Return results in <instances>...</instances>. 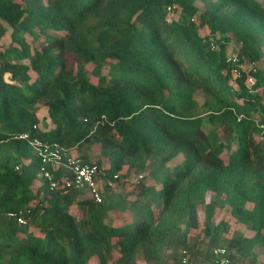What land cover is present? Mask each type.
I'll list each match as a JSON object with an SVG mask.
<instances>
[{
  "label": "trees",
  "instance_id": "trees-1",
  "mask_svg": "<svg viewBox=\"0 0 264 264\" xmlns=\"http://www.w3.org/2000/svg\"><path fill=\"white\" fill-rule=\"evenodd\" d=\"M262 85L264 0H0V264L202 263L216 247L257 264ZM40 105L53 126L34 131ZM23 133L64 163L99 146L81 159L103 172L101 202L49 190ZM129 173L146 176L133 195L118 191Z\"/></svg>",
  "mask_w": 264,
  "mask_h": 264
},
{
  "label": "built area",
  "instance_id": "built-area-1",
  "mask_svg": "<svg viewBox=\"0 0 264 264\" xmlns=\"http://www.w3.org/2000/svg\"><path fill=\"white\" fill-rule=\"evenodd\" d=\"M233 63H238L236 58L232 59ZM240 69H245L243 65H239ZM252 74L256 73V69L253 68ZM255 78L253 75H249L246 79V86L248 89H252L255 86ZM261 92L264 94V85L261 87ZM33 130L39 129L34 125ZM19 139L27 141L28 145L33 149L37 157L41 162V174L48 184V188L54 191L58 188L64 189V193L68 188L81 189L84 188L87 195L95 200V202H101V189H102V175L103 172L94 164H84L81 157H68L66 162L62 159V148L57 144H50L43 142L38 137H31L30 133H23L19 136ZM260 139L264 140V122L261 124ZM51 165L53 169L59 167H66L72 174L71 180L62 178L61 184L59 185L53 176V174L47 169ZM137 180L143 178L142 175L137 176ZM118 178L114 175L113 180L108 179L106 181L108 187H115V182ZM29 210L24 212L23 210L17 213H9L8 216L15 218L18 224H25V214H28ZM238 259V261H237ZM180 264H247L245 259L238 256L236 253L228 252L224 247H216L212 249L210 259L207 262L196 263L190 262L187 257H182Z\"/></svg>",
  "mask_w": 264,
  "mask_h": 264
},
{
  "label": "rangeland",
  "instance_id": "rangeland-1",
  "mask_svg": "<svg viewBox=\"0 0 264 264\" xmlns=\"http://www.w3.org/2000/svg\"><path fill=\"white\" fill-rule=\"evenodd\" d=\"M28 41H30L32 43L31 38H28ZM88 71H91V68H89ZM107 72H108V67L105 66L103 68L102 74L107 75ZM46 113H47L46 107H44L43 105H40L38 108V111H37V116L40 119L39 125H38L39 129H46L50 126V122H48L47 117H46L47 119L42 120V115L43 114L46 115ZM218 133L220 134V131H218ZM256 139L260 140L259 136H257ZM88 152L91 153V156L94 155L95 153L99 152V146L96 145V146H92L89 148L78 149V150H75L74 152L72 151L71 156L80 158L82 156L88 155ZM225 154H226V151H224L223 155H222L224 159L226 156ZM98 160L94 159V157L89 159V161L92 163H98ZM181 160H182V157H178L175 160L171 161L168 165L170 168H172L173 166L180 163ZM145 173H147V172H145ZM145 173L144 174L143 173L142 174L141 173H129V175L126 177V179L122 181L123 184L121 185V187L118 188V191H124L127 194L133 195V193L137 190V186L135 187L136 182H137V178H138L137 176H139V175L145 176ZM171 174H174V173L172 172ZM145 177H144V179L146 181L147 179ZM144 179L142 180V183L144 182ZM85 194H86L85 192L82 193V195H85ZM199 213H200L199 214L200 220L202 221L203 212H202L201 208H200ZM113 218H114V216H113ZM113 218H111V219H113ZM220 219H228V213L226 212V209L222 210V212L220 214L216 215L215 220L219 221ZM131 222L136 224V222L133 218L125 217L123 221L117 222L115 224H126V223H131ZM134 224H133V226H134ZM232 231L238 232V233L242 234L243 236L249 235L246 231V228L233 223V221L231 224V232ZM251 235L252 234L250 233V236ZM200 251L203 252V250H200ZM256 252H257V264H264V249H259L258 251L256 250ZM247 262L250 263V260L247 259Z\"/></svg>",
  "mask_w": 264,
  "mask_h": 264
},
{
  "label": "crops",
  "instance_id": "crops-1",
  "mask_svg": "<svg viewBox=\"0 0 264 264\" xmlns=\"http://www.w3.org/2000/svg\"><path fill=\"white\" fill-rule=\"evenodd\" d=\"M46 117H47V113H46V115H44V114L42 115V118H44V120L47 119ZM47 120H48V122H50L49 119H47ZM52 126H53V125H52L51 122H50V126H49L48 128H52ZM74 151H75V150H74ZM74 151H73V152H74ZM99 154H100V149H99V152L95 153V154L92 155V156H91V153H90V152H88V155H85V156H87L89 159L92 158V157H94V159H98ZM115 185H116V184H115ZM115 187H116V186H115ZM111 217H113V216H111ZM123 220H124V219H123ZM139 264H143L142 261H139Z\"/></svg>",
  "mask_w": 264,
  "mask_h": 264
}]
</instances>
